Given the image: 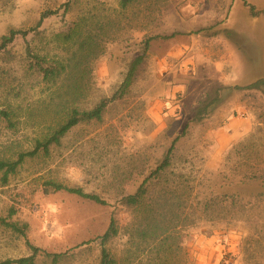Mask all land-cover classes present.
Segmentation results:
<instances>
[{"label": "rangeland", "instance_id": "obj_1", "mask_svg": "<svg viewBox=\"0 0 264 264\" xmlns=\"http://www.w3.org/2000/svg\"><path fill=\"white\" fill-rule=\"evenodd\" d=\"M118 4L0 0V39L12 29L35 27L46 10L58 12L39 36L19 38L0 55V104H11L20 114L15 129L0 120V158L31 149L33 140L55 125L53 111L44 121L41 116L59 102L58 88L28 72L27 46L48 59H65L68 53L55 36L77 19L117 15ZM118 19L105 55L93 64L85 108L119 90L145 40L170 38L150 43L134 85L109 105L101 122L74 128L50 157L29 161L6 185L0 174V261L30 256L29 242L65 254L59 264H99L95 240L107 230L115 207L63 192L46 195L45 180L81 187L113 205L124 192L136 191L181 137L169 175L186 182L193 198H205L232 179L256 175L258 180L246 185L241 204L215 223L197 220L177 234L170 241V264H264V87L245 89L264 79V0H140ZM214 99L209 116L190 125L183 137L201 103ZM116 219L122 234L111 249L120 264H148L151 253L128 249L126 228L137 223L135 212L119 210ZM3 221L26 225V238ZM37 264L52 262L40 257Z\"/></svg>", "mask_w": 264, "mask_h": 264}, {"label": "trees", "instance_id": "obj_2", "mask_svg": "<svg viewBox=\"0 0 264 264\" xmlns=\"http://www.w3.org/2000/svg\"><path fill=\"white\" fill-rule=\"evenodd\" d=\"M139 1L119 0V9H116L117 15L104 16L97 18L96 21L80 18L70 24L65 31L57 34L56 41L63 47V51L68 53L65 59H48V56L41 55L31 45L27 46L28 72L41 77L45 84L57 86L59 102L53 108L55 110L47 108V112L41 116L44 121L45 117L49 116L48 113L53 111L56 118L55 125L53 122L45 135L33 140L31 149L20 150L14 157L0 158V174H2L4 185L9 182L11 176L17 175L29 161L41 156L50 157L51 149L61 146L62 141L74 128L83 124L101 122L109 105L124 98L134 85L138 71L145 62L150 43L157 39L170 38L156 36L145 40L142 43L144 47L142 55L130 64L119 90L111 98L102 99L91 109L85 108V102L89 99L92 89L94 62L105 55L106 43L112 40V35L120 26L118 17L129 11ZM70 5L68 3L64 6V17L71 10ZM57 15L56 10H46L41 14L35 27L28 30H10L0 39V55H6L10 46L19 38L27 39L32 34L39 36L44 23ZM89 20H92L93 24H89ZM262 87H264V79L245 89L260 90ZM215 102L216 99L209 103H201L194 118L184 129L183 137L187 134L190 125L202 123L209 116L210 109ZM19 117L20 114L14 106L0 104V120L5 121L9 128H16ZM15 119H17L16 122ZM41 123L39 122V124ZM180 139L181 137H178L172 142L162 161L147 176H144L136 191L124 192L113 205L97 194L85 192L81 187H71L54 179L45 180L43 192L46 195L63 192L98 205L115 207L107 230L95 240L100 245L99 264H120L111 249V245L122 234V229L116 219L119 210H133L137 216V223L132 222L126 228V235L129 237L128 244L131 245L128 249L132 250V247H135L141 251V255L151 253L152 257L148 264H170L172 263L170 257L174 252L170 241L176 238L177 234L180 235L179 233L183 229L187 230L193 227L197 220L215 223L222 217V213H226L231 206L241 204L243 189L246 185L257 184L256 175L242 177L239 180L232 179L224 183L218 190L208 193L205 198L201 199L198 196L196 199L193 198L194 190L186 182L180 179L175 180L169 175L173 166L176 146ZM4 224L26 238V225L20 227L7 222ZM27 245L31 251L30 256L3 260L0 261V264H37L40 257L50 259L52 264H59L66 256L65 254L47 253L29 242ZM154 250L157 252H153ZM153 253H156V256ZM139 264H143L142 260Z\"/></svg>", "mask_w": 264, "mask_h": 264}]
</instances>
